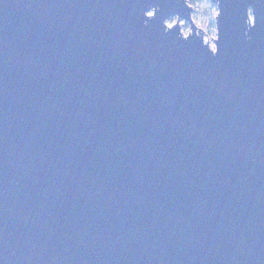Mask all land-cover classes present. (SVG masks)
Instances as JSON below:
<instances>
[{"label": "water", "instance_id": "water-1", "mask_svg": "<svg viewBox=\"0 0 264 264\" xmlns=\"http://www.w3.org/2000/svg\"><path fill=\"white\" fill-rule=\"evenodd\" d=\"M211 1L0 0V264H264V0Z\"/></svg>", "mask_w": 264, "mask_h": 264}, {"label": "rangeland", "instance_id": "rangeland-1", "mask_svg": "<svg viewBox=\"0 0 264 264\" xmlns=\"http://www.w3.org/2000/svg\"><path fill=\"white\" fill-rule=\"evenodd\" d=\"M188 2L193 6L192 19L194 23L204 30L206 39L210 41L211 46L215 48V40L218 37L216 24L218 7L211 0H188ZM176 22V16L168 21L169 25H173ZM180 24H182V31L184 34L191 32V24L189 21L182 18Z\"/></svg>", "mask_w": 264, "mask_h": 264}]
</instances>
